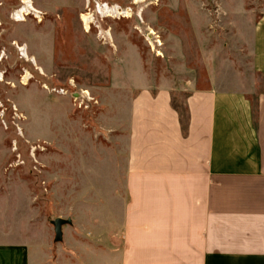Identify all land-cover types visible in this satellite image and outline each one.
Instances as JSON below:
<instances>
[{"label": "rangeland", "instance_id": "1", "mask_svg": "<svg viewBox=\"0 0 264 264\" xmlns=\"http://www.w3.org/2000/svg\"><path fill=\"white\" fill-rule=\"evenodd\" d=\"M102 3L109 11L99 6V16ZM166 5L0 0V243L52 257L62 249L79 264L94 255L99 239L110 240L113 203L125 196L130 91L186 80L184 68L197 64L187 8L201 15L215 54L237 67L231 34L250 35L264 15V0H180L174 12ZM23 7L32 12L22 15ZM173 103L181 106L182 94ZM56 218L72 221L60 243Z\"/></svg>", "mask_w": 264, "mask_h": 264}, {"label": "crops", "instance_id": "2", "mask_svg": "<svg viewBox=\"0 0 264 264\" xmlns=\"http://www.w3.org/2000/svg\"><path fill=\"white\" fill-rule=\"evenodd\" d=\"M164 1V12L180 2ZM187 15L198 65L130 91L125 196L110 240L83 264H264V15L250 35L231 34L240 67L205 42L194 7ZM54 254L0 243V264H79Z\"/></svg>", "mask_w": 264, "mask_h": 264}, {"label": "water", "instance_id": "3", "mask_svg": "<svg viewBox=\"0 0 264 264\" xmlns=\"http://www.w3.org/2000/svg\"><path fill=\"white\" fill-rule=\"evenodd\" d=\"M75 96L80 97L81 95L76 94ZM81 98V97H80ZM52 227H53V232H54V243H60L62 241V228L67 225H71L72 221L71 219H61V218H56L55 220L50 222Z\"/></svg>", "mask_w": 264, "mask_h": 264}, {"label": "bare ground", "instance_id": "4", "mask_svg": "<svg viewBox=\"0 0 264 264\" xmlns=\"http://www.w3.org/2000/svg\"><path fill=\"white\" fill-rule=\"evenodd\" d=\"M137 1H135V3H136ZM138 2H141V1H138ZM26 5V4H25ZM26 7L27 8H29L30 10H32V11H34V9L32 8V6H29V5H26ZM26 7H23V9L21 10V14L23 15L24 13H25V15L26 14H29L28 13V9H26ZM98 10L100 11L101 9H100V7L98 8ZM103 10L106 12V13H108V11H109V9H108V7H105V8H103ZM128 11H125V12H123L122 14L124 15V17H127L128 18V13H127ZM119 14V13H118ZM121 14V15H122ZM110 16V15H109ZM21 17V16H20ZM83 20L84 19H86V18H82ZM87 21V20H86ZM86 23V22H85ZM88 24V23H87Z\"/></svg>", "mask_w": 264, "mask_h": 264}, {"label": "built area", "instance_id": "5", "mask_svg": "<svg viewBox=\"0 0 264 264\" xmlns=\"http://www.w3.org/2000/svg\"><path fill=\"white\" fill-rule=\"evenodd\" d=\"M99 6L101 7V8H104V6H108L106 3H102V4H97L96 5V14L97 15H99V16H101L100 14H98V8H99ZM110 8H112V7H110ZM20 11V10H19ZM19 11H17L15 14H14V17L16 18L17 16H22L21 14L20 15H17V13L19 12ZM32 11H30V12H28L29 14L31 13ZM16 20V19H15ZM62 91V90H61Z\"/></svg>", "mask_w": 264, "mask_h": 264}]
</instances>
